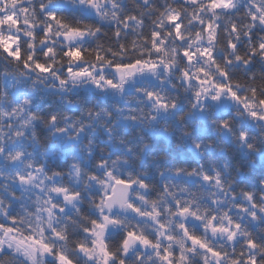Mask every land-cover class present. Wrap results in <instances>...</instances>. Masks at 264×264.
<instances>
[{"label":"snow or ice","instance_id":"obj_1","mask_svg":"<svg viewBox=\"0 0 264 264\" xmlns=\"http://www.w3.org/2000/svg\"><path fill=\"white\" fill-rule=\"evenodd\" d=\"M0 264H264V0H0Z\"/></svg>","mask_w":264,"mask_h":264}]
</instances>
